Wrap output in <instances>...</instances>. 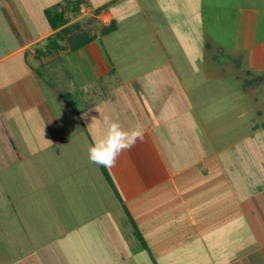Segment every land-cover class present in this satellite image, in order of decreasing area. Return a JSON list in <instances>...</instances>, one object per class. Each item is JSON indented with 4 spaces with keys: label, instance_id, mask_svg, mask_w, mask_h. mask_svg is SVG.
Returning <instances> with one entry per match:
<instances>
[{
    "label": "crops",
    "instance_id": "0c3cea01",
    "mask_svg": "<svg viewBox=\"0 0 264 264\" xmlns=\"http://www.w3.org/2000/svg\"><path fill=\"white\" fill-rule=\"evenodd\" d=\"M105 4L106 7L100 8ZM81 6L91 7L88 0H83ZM91 9L93 11L89 13L90 18L96 21L95 27L98 29L95 39L77 50L62 52L59 63L51 62L45 65H40L41 62L29 55V52L26 53L25 49L27 59H20L26 65L27 71H32L31 79L25 83L24 89L19 87L18 83L11 85L18 89L10 92V97H22V102L21 99L20 102L13 99L3 102V93L0 92V154L4 156V162H0V170L15 166L24 171L34 170L30 161L32 154L43 156L44 151L48 150L53 154V185L66 184L69 191H73L76 190V185H84L80 176H88L94 172L98 179L99 192L103 191L108 197L111 195L110 200L114 198L127 220L123 232L114 229L112 231L115 232L107 231L106 234L109 236L110 233H125L127 240L134 245L137 243L132 249V256L137 259L136 264H171L167 260L170 257L168 250L154 252L152 249H160V244L166 242L172 234L178 233L184 235L182 238H186L188 234H197L199 227H204L205 230L210 226L202 219L207 216L206 209L210 207L217 222L221 216L223 219L227 218V221L234 220L229 212H220V206L217 205L220 202L219 196L224 199L223 193H229L225 183L231 180L225 179L220 183L219 178L218 183H214L217 182L212 180L211 176L214 168L207 167L206 164L202 166L206 158L217 154L204 121L213 117L211 112L207 113L208 108H212L222 98H211L212 102L205 105L210 99L204 102V94L207 90L223 95L225 90L210 86L213 82L208 88L201 85L204 81L213 79L210 72L214 68L209 65L210 59L215 57L217 61V55L220 53L231 57L233 53L227 50H235L232 36L238 42L245 38L243 33L238 35L237 31L232 30L229 35L223 33L225 38L220 37L219 32L217 38H214V34H209V39L213 43L216 42L217 50L224 51H216L207 61H202V65L197 66L189 63V60L192 61L194 56L200 60V55L198 58L196 54H189V50L184 47L185 50L180 52L184 58L180 64H185V67L180 71L171 61L173 49L170 40L179 41V33L173 37L172 32L178 28L181 34H189L187 25L190 21L214 23L216 20L224 21L226 25L235 21L264 23V0H126L123 6L121 0H108L92 6ZM175 21L185 22L179 27L180 23ZM110 22H114L115 28L102 34L100 30ZM38 25V22H33V27H36L33 30L38 34L37 42L52 30L48 23L47 29L42 31ZM172 26L175 29L171 30ZM204 31L207 32V29L204 28ZM115 33L118 35L114 36ZM190 40L201 41L194 35ZM261 40L259 44L255 41L249 52L255 56V62L252 60L251 66L264 69V37ZM127 43H133V46L128 47L130 53L124 51ZM200 51L204 52V49L201 48ZM123 52H126V55L133 54L129 61L128 58L121 61ZM133 56L136 58L133 59ZM234 56L231 57L236 59L232 69L242 73V86L244 82L249 81L251 86H258L256 78L260 75L249 77L247 68L239 63L238 58L247 55L240 53ZM192 62L194 63V60ZM37 67H47L46 72L53 77V81H48L49 87H53L49 93L51 100L47 97L49 94L44 93L37 101L31 96V92H28L27 87L43 89L46 83L42 76L36 73ZM79 75L81 79L77 80ZM90 77L95 80H90ZM81 81L82 87L79 85ZM75 83L80 87L78 93L83 101L81 103L77 102V90L73 88L77 86ZM2 87L1 84L0 89ZM196 97L198 99H195ZM83 98H86V101ZM53 104L66 107L70 114L75 115L74 121L81 120L83 116V126L70 122L67 124L66 120L59 116L64 110L59 109L58 114ZM21 106L25 109L18 110ZM34 107L37 108V114ZM9 112L13 113L14 117L9 118ZM219 113L222 112L216 111L214 116ZM79 115L80 119H77ZM105 115L117 120L125 129L139 126L144 133L143 140H138L130 151L122 153L113 168L98 166L88 159L89 146L104 135ZM22 143H25V146ZM65 155L68 156L67 160ZM43 161L48 160L43 156ZM58 167L67 172L66 176L70 177L67 182L58 183ZM8 182L17 190L13 182ZM71 182L74 189L70 187ZM212 183L218 185V188L214 189ZM2 197L7 206L8 203L12 206L8 195ZM227 201L230 202V199ZM250 207L252 205H249ZM249 208L245 211V228L247 225L252 228L258 225L256 228L260 230L255 229L254 232L256 231V236L262 237H259L261 242L258 244V241L256 246L247 252L245 261L250 264H264V208L262 217L253 216ZM108 209L101 214L106 216L108 221L102 222L101 227L107 225V229L112 223L118 224L112 221L113 213L107 214ZM116 217L114 219H117ZM217 222L215 224H218ZM101 231L104 232L102 229ZM61 234H64V231L58 235ZM107 237H104V242L99 243L105 247L104 251L108 255L104 264H120L124 261V255L121 252L115 254L110 241L114 240L118 246L115 248H121L124 252L125 246L119 247L120 240L116 237ZM142 238H146L144 243H141ZM102 260L97 264H102Z\"/></svg>",
    "mask_w": 264,
    "mask_h": 264
},
{
    "label": "rangeland",
    "instance_id": "374dc122",
    "mask_svg": "<svg viewBox=\"0 0 264 264\" xmlns=\"http://www.w3.org/2000/svg\"><path fill=\"white\" fill-rule=\"evenodd\" d=\"M58 1L62 0H0V85H3L0 92L4 96L1 97L3 102L7 99L20 102L22 97H10L11 90L15 92L18 89L11 85L18 83L19 87L23 88L32 76L30 74L32 71H27L26 65L20 58H26L25 49L29 50V55H33L35 47L42 45L46 37L36 41L38 34L33 30L36 28L33 27V22L35 24L38 22L41 31L47 29V19L44 18L43 9ZM102 1L107 2L108 0H88L91 7ZM250 1L253 2V0ZM254 1L260 2V0ZM121 2L123 6L126 0H121ZM91 7L80 6V12L74 16L68 13L67 15L70 16L67 24L78 22L79 27H88L89 13L93 11ZM175 22L180 23L178 25L180 27L185 21ZM209 22L211 21H190L187 25L190 30L187 35L181 34L178 28L175 29L172 26L171 30L175 29L172 36L175 37L179 33L177 35L179 41L170 40L173 55H169L174 67H177V70L179 68L180 71L184 69L185 64H180V61L184 59L180 52L185 48L189 50V54H196L198 58L200 55V60L195 59L194 56L192 58L194 63L191 60L189 63L197 66L202 65V61H207L211 55L219 51L216 42L213 43L209 39L210 35L214 34V38H217L219 32L220 37L225 38L223 33L226 32L229 35L232 30L237 31L238 35L243 33L245 38L242 42H238L232 36L235 50L227 51L233 53L231 57L240 53L247 55L238 58L240 59L239 63L242 67L247 68L249 77L260 75L257 76L258 86L256 84L248 87L242 86L240 83L243 77L242 73L232 69L236 59L227 56L228 54L220 53V51H224L220 50V54L217 55L218 62L215 57L210 59L209 65L214 68L210 72L212 81H204L201 85L203 88L213 86L215 89L225 90L224 97L214 91L206 90L204 94V102L210 99L205 105H209L212 99H219L221 96L222 98L212 108H208L207 113L211 112L213 117H208L204 121L205 129L210 135L209 138H211L213 146L217 149V154L214 157L206 158L202 162V166L206 164L207 167L214 168L211 172L212 180L217 181L214 183H218L219 178L221 179L220 183L225 179L231 180L225 183L229 193H223L224 199L219 196L220 202L217 205L220 206V212H229L230 217L234 220L227 221V218L223 219L221 216L217 222L209 207L205 211L207 216L202 218L205 223L207 221L206 225H210L209 227L205 230H203L204 227H199L197 234H188L186 238H182L184 235L181 236L178 233L172 234L166 242L160 244V249L152 250L154 252L168 250L170 257L167 260L171 264H250L245 261L246 254L256 246L259 237H262L255 234L260 230L256 228L258 225L253 228L251 225H247L245 228L244 221L245 211L249 205L253 207L249 208L253 216L262 217L264 208V69L251 66L252 60L255 62V56L250 54L249 48L255 44V41H258L256 42L258 44L262 41L264 23L261 21H243V23L235 21L233 24L226 25L224 21ZM241 24L244 25L240 27ZM204 28L207 29V32L204 31ZM167 30L169 31V29ZM54 31L51 30L50 33ZM190 33L201 41L190 40L193 37ZM116 35L118 34L115 33L114 36ZM203 37L207 42L203 41ZM130 46H133V43L131 45L127 43L124 51L130 53V50L128 51ZM201 48L204 49V52L200 51ZM243 50H247V52H242ZM126 52L122 53L121 61L126 58L129 61L132 57L133 54L126 55ZM135 58L133 56V59ZM262 62L264 64V55ZM46 68H39L38 71V75L42 76V80L46 82L44 88L27 87L28 92H31V96L37 101L44 93L48 95L53 88L49 87L50 82H48L53 81V77H50L46 72ZM204 76H202L203 79ZM222 76L225 78L222 79ZM80 79V75L77 76V80ZM91 79L95 80L93 77H90ZM81 83L82 81L79 85ZM75 84L77 85V83ZM54 87L57 86L54 85ZM73 88L77 90V102H83L78 93L80 87L77 85ZM53 96H55L54 93ZM47 97L52 98L50 94ZM83 100L86 101V98ZM53 107L58 114L59 109L64 110L59 116L66 120L67 124L70 122V124L83 126V116L81 120L74 121L75 115L70 114L66 107L54 104ZM23 109L25 107L18 108V110ZM216 111L222 113L214 116ZM34 112L38 113L36 107H34ZM83 112L85 113L86 110ZM259 113L262 114L259 115ZM7 116L11 118V116L14 117V114L9 112ZM76 118L80 119V115ZM22 145L25 146V143ZM43 156L48 161H43ZM43 156L32 154L30 161L32 162L31 168L33 167L34 170L24 171L19 166L0 170V264H35V262L37 264H97L102 258L104 259L102 264H104L107 262L108 255L104 251L105 247L99 243L104 242V237L108 236L107 231L115 232L112 231L114 229H119L120 232L124 231L123 227L127 220L123 216L122 209L113 197L110 200L111 195L108 197L102 193L103 191L99 192V183L94 172L88 176H80L84 185L82 183L76 185V190L73 191H69L66 184L53 185L55 182L52 178L53 169L51 170L53 154L51 155L48 150H45ZM64 158L67 160L68 156L65 155ZM0 162H4V156L1 154ZM57 171L59 174L58 183L67 182L70 179L69 176H66L67 172L64 168L58 167ZM8 181L13 182L17 190ZM70 187L74 189L72 182ZM212 187L217 189L218 185L214 184ZM56 190H58L57 193ZM3 195H8L9 200H12L13 209L9 203L8 206L6 205L7 202L4 201ZM227 199H230V202ZM107 209V214L113 213L117 216V219H114L115 216L112 215V221L118 223L117 225L112 223L109 229H107V225L101 227L102 222H108L106 216H101ZM61 231H64V234L58 235ZM109 236L120 240L119 247L120 245L125 246L123 247L125 248L124 252L121 248H115L118 246L114 240L110 241L114 248L113 252L115 254L121 252L124 255V261L120 264H136L137 259L132 256V249L137 243L134 245L130 240H127L125 233H110ZM145 241L146 238H142L141 243ZM260 242L261 240L258 244Z\"/></svg>",
    "mask_w": 264,
    "mask_h": 264
},
{
    "label": "trees",
    "instance_id": "16d2710c",
    "mask_svg": "<svg viewBox=\"0 0 264 264\" xmlns=\"http://www.w3.org/2000/svg\"><path fill=\"white\" fill-rule=\"evenodd\" d=\"M83 4V0H62L53 3L43 9L44 17L47 19V23L54 32L48 34L44 39L42 45L36 46L33 52V57L45 61L40 65L46 63H59L61 53L65 51H74L87 43L91 42L96 37L97 27H95L96 21L90 18L88 21V27H79L78 22L73 24H67V14L77 15L80 12V6ZM106 7L102 5L100 8ZM100 10V9H98ZM97 10V11H98ZM115 28L114 22H110L109 25L103 27L100 32L102 34L108 33ZM71 32V33H70ZM28 53L29 50H26ZM38 65V67H40ZM37 67L36 73L39 74V68ZM262 80V78H261ZM256 82L258 79L256 78ZM249 82H244V86L248 87Z\"/></svg>",
    "mask_w": 264,
    "mask_h": 264
},
{
    "label": "clouds",
    "instance_id": "9594fccd",
    "mask_svg": "<svg viewBox=\"0 0 264 264\" xmlns=\"http://www.w3.org/2000/svg\"><path fill=\"white\" fill-rule=\"evenodd\" d=\"M103 125L104 135L89 146L88 159L98 166L113 168L122 153L130 151L138 140H143L144 133L139 126L125 129L108 115L103 117Z\"/></svg>",
    "mask_w": 264,
    "mask_h": 264
}]
</instances>
